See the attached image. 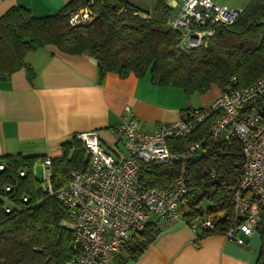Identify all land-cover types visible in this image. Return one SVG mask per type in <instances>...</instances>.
<instances>
[{
    "label": "trees",
    "instance_id": "obj_1",
    "mask_svg": "<svg viewBox=\"0 0 264 264\" xmlns=\"http://www.w3.org/2000/svg\"><path fill=\"white\" fill-rule=\"evenodd\" d=\"M82 6L95 13L93 20L70 26V13ZM174 9L157 0L156 10L161 16L169 19ZM179 39L178 32L163 28L162 20L126 0H69L56 13L43 17L33 16L28 7L13 6L0 15V80H8L13 72L25 68L31 82L34 72L24 62L26 53L50 45L96 59L99 81L107 72L122 78L129 74L142 77L149 72L152 84L178 87L187 95L205 94L211 84L226 91L233 76L235 86L248 85L264 71V0H248L234 23L215 27L206 46L184 50ZM214 120L215 115L208 116L186 137L167 141L172 152H184L188 145L199 143L200 149L184 167L179 163L139 162L142 180L148 185L165 187L179 176L184 178L188 192L179 205L182 217L187 223L203 215L214 219V230L198 234V238L222 234L230 223L233 195L242 174L240 140L231 137L213 142L210 128ZM44 157L0 156L4 166L0 192L9 185L11 190L5 194L22 207L5 212L0 202V264H67L75 253L66 226V209L55 194L42 190L33 173L35 163ZM87 162L84 145L74 135L51 160L53 190L66 183L69 171H83ZM22 196H27L28 202H23ZM202 202L206 209L201 208ZM160 223L148 222L134 233L112 264L135 260L157 238ZM256 232L261 242L257 264H262L264 209L260 210Z\"/></svg>",
    "mask_w": 264,
    "mask_h": 264
},
{
    "label": "built area",
    "instance_id": "obj_2",
    "mask_svg": "<svg viewBox=\"0 0 264 264\" xmlns=\"http://www.w3.org/2000/svg\"><path fill=\"white\" fill-rule=\"evenodd\" d=\"M176 12L167 20L171 30L180 34L179 45L184 50L206 46L217 25L235 22L241 10L212 0H180ZM94 12L82 6L71 12L70 26L90 23ZM235 77L211 103L190 108L172 122H163L153 130H145L140 120L125 106L127 117L116 130L123 139L124 151L114 156L101 145L96 131L77 135L88 155L83 171H69L67 181L57 190L51 185V160H41V187L55 194L67 211L66 223L75 250L67 264H112L134 233L145 225L161 221L179 222L189 226L198 236L214 230V219L203 215L190 223L182 217L179 205L188 188L182 176L165 187L151 186L142 180L139 162L159 164L179 163L200 149L199 143L184 152H172L167 146L170 138H184L199 127L208 116L215 115L210 138L220 142L237 137L242 144V174L233 195V217L223 230V236L236 244L256 232L260 210L264 209V71L253 82L235 86ZM0 164V170L3 169ZM19 175H24L21 170ZM0 202L5 212L22 208L5 193ZM28 202L27 196H22Z\"/></svg>",
    "mask_w": 264,
    "mask_h": 264
},
{
    "label": "crops",
    "instance_id": "obj_3",
    "mask_svg": "<svg viewBox=\"0 0 264 264\" xmlns=\"http://www.w3.org/2000/svg\"><path fill=\"white\" fill-rule=\"evenodd\" d=\"M68 1L0 0V15L13 6H23L33 16L43 17L56 13ZM126 1L143 11L157 2ZM164 2L178 6L180 0ZM247 3L237 0L231 7L243 9ZM24 62L34 72L31 82L25 68L13 72L8 80H0V156L57 157L61 146L74 135L90 131L98 133L104 149L120 156L123 139L114 130L127 117L125 106L143 129L150 131L160 123L177 120L183 109L208 105L222 93L218 85L211 84L205 94L187 95L178 87L152 84L149 72L142 77L129 74L124 78L107 72L99 81L96 59L86 53H65L50 45L26 53ZM160 229L157 238L127 264L258 262L261 242L257 232L244 237L245 243L239 245L223 234L198 238L188 225L179 222L161 221Z\"/></svg>",
    "mask_w": 264,
    "mask_h": 264
},
{
    "label": "rangeland",
    "instance_id": "obj_4",
    "mask_svg": "<svg viewBox=\"0 0 264 264\" xmlns=\"http://www.w3.org/2000/svg\"><path fill=\"white\" fill-rule=\"evenodd\" d=\"M216 1L217 3L219 4H227L228 6H234L235 5V2H237V0H214ZM156 3L152 6V8H150L149 10H145L147 12H150L153 16H155V18L157 19H160L162 20L163 22V28H169L167 25H166V20L168 19L167 16H161V13L158 12L156 10ZM237 4V3H236ZM236 9H239L241 10L242 8H238V6L235 7ZM176 12V7L174 10H172V13L171 14H174ZM94 16H95V13H94ZM121 147H123V143L121 142ZM41 165V160H38L35 165H34V170H33V173H34V176L37 178V179H41L42 176H43V172H42V167L40 166ZM201 208L202 209H206L207 208V204L205 202H202L201 203Z\"/></svg>",
    "mask_w": 264,
    "mask_h": 264
},
{
    "label": "water",
    "instance_id": "obj_5",
    "mask_svg": "<svg viewBox=\"0 0 264 264\" xmlns=\"http://www.w3.org/2000/svg\"><path fill=\"white\" fill-rule=\"evenodd\" d=\"M262 264H264V262H262Z\"/></svg>",
    "mask_w": 264,
    "mask_h": 264
}]
</instances>
